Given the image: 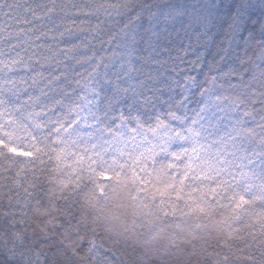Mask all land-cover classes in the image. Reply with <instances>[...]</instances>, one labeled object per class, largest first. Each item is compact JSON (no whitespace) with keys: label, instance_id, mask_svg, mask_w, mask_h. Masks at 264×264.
Returning <instances> with one entry per match:
<instances>
[{"label":"trees","instance_id":"obj_1","mask_svg":"<svg viewBox=\"0 0 264 264\" xmlns=\"http://www.w3.org/2000/svg\"><path fill=\"white\" fill-rule=\"evenodd\" d=\"M0 264H264V0H0Z\"/></svg>","mask_w":264,"mask_h":264},{"label":"rangeland","instance_id":"obj_2","mask_svg":"<svg viewBox=\"0 0 264 264\" xmlns=\"http://www.w3.org/2000/svg\"><path fill=\"white\" fill-rule=\"evenodd\" d=\"M180 139L170 138L164 131L158 134L151 135L150 138L144 137L138 144V154L143 156H155L159 153L166 151L168 146H171ZM201 147L198 142L192 146V154L200 155Z\"/></svg>","mask_w":264,"mask_h":264}]
</instances>
